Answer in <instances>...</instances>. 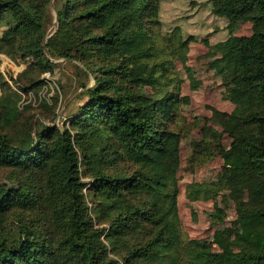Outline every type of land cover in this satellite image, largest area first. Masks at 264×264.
Returning <instances> with one entry per match:
<instances>
[{"label": "trees", "instance_id": "1", "mask_svg": "<svg viewBox=\"0 0 264 264\" xmlns=\"http://www.w3.org/2000/svg\"><path fill=\"white\" fill-rule=\"evenodd\" d=\"M161 5L0 0V52L29 62L14 78L17 89L1 81L0 264H264V0H211L228 34L204 39L244 107L230 146H220L233 176L188 188L192 198L231 190L241 231L221 239L235 246L222 250L184 238L181 81L166 48L183 49L194 36L164 27ZM246 21L252 32L236 34ZM66 63L75 92L67 95L60 80L39 107L22 102L44 84L40 74ZM64 94L70 112L60 125Z\"/></svg>", "mask_w": 264, "mask_h": 264}, {"label": "rangeland", "instance_id": "2", "mask_svg": "<svg viewBox=\"0 0 264 264\" xmlns=\"http://www.w3.org/2000/svg\"><path fill=\"white\" fill-rule=\"evenodd\" d=\"M161 2L164 27L180 31V34L182 31L185 37L190 34L194 36L183 49L176 48L174 44H169L166 48L175 60L181 81L182 101L175 128L182 132L178 209L184 238L188 246L197 249H235L230 243L220 244L221 239H233L241 231L231 190L222 188L208 198H192L188 190L193 183L212 182L218 177L233 176L231 158L220 152V146H230L229 130L239 126L244 107L240 98L232 94L233 84L229 81L226 63L219 59L220 54H209V47L204 42V39L214 43L225 38L228 34L227 19L212 13L211 0ZM56 25L54 17L47 30L49 34L53 33ZM3 29L4 26H0V35ZM234 32L240 35L250 34L251 22L238 24ZM28 63L0 52V94L2 78L17 89L14 78L18 77ZM40 79L44 80V84L38 91L23 92L22 102H31L34 108L39 107L41 97L56 92L60 80L68 91L67 95L76 90L74 67L70 63L56 67L53 72L40 74ZM65 101L64 94L55 119L60 125H63L70 112ZM76 108L73 105L72 109ZM36 119L49 123L40 114L36 115ZM196 143L204 148H196ZM240 196L245 198L247 192L241 190Z\"/></svg>", "mask_w": 264, "mask_h": 264}, {"label": "water", "instance_id": "3", "mask_svg": "<svg viewBox=\"0 0 264 264\" xmlns=\"http://www.w3.org/2000/svg\"><path fill=\"white\" fill-rule=\"evenodd\" d=\"M57 14V13H56ZM51 34H49V32L47 33V37L50 36Z\"/></svg>", "mask_w": 264, "mask_h": 264}]
</instances>
